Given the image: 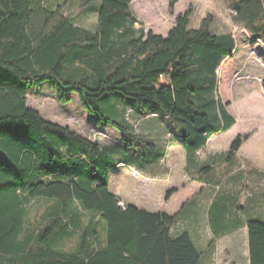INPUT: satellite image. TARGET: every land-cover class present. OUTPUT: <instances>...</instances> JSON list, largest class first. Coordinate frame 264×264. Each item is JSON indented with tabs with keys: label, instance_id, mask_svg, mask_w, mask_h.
Here are the masks:
<instances>
[{
	"label": "trees",
	"instance_id": "1",
	"mask_svg": "<svg viewBox=\"0 0 264 264\" xmlns=\"http://www.w3.org/2000/svg\"><path fill=\"white\" fill-rule=\"evenodd\" d=\"M70 1L51 8L46 0H0V264H199L188 234H174L175 217L120 206L98 146L42 120L27 106V91L45 86L61 104L76 94L96 122L118 129L91 100L112 92L151 100L166 117L182 120L181 145L196 152L235 125L215 76L233 49L231 36L212 35L210 15L188 29L190 7L166 37L145 32L129 9L133 0H98L97 27L89 32L63 15ZM178 1H169L170 14ZM242 1L245 20L264 13L258 0ZM246 139L236 137L227 159ZM38 201L48 205L30 223L29 209ZM88 212L105 223L101 248L93 221L83 226L81 213ZM222 217L214 212L209 225L220 230ZM245 228L249 264H264V219ZM72 239L73 249L62 250Z\"/></svg>",
	"mask_w": 264,
	"mask_h": 264
},
{
	"label": "rangeland",
	"instance_id": "2",
	"mask_svg": "<svg viewBox=\"0 0 264 264\" xmlns=\"http://www.w3.org/2000/svg\"><path fill=\"white\" fill-rule=\"evenodd\" d=\"M46 1L49 7L55 8L61 6L64 0ZM169 1L133 0L129 9L145 32H152L156 35L165 36L172 24L175 23V18L188 7L192 9L188 29H197L200 21L210 15L212 17L210 26L212 35L230 34L233 49L222 60L215 76L218 95L224 104L230 102L231 106L228 112L234 116L237 125L229 136L222 138L220 144L224 146L227 142L231 143L237 136L250 138L244 149L248 155L254 154V161L257 164H252V167L249 168L252 172L259 174L262 169L261 164L264 162V89L262 87L264 69L261 68L260 63L263 54L260 53V48L254 38H260L264 13L253 15L247 18L252 21H248L244 19L241 12L245 5L242 0H181L176 12L173 10V13L170 14L168 12ZM99 5L100 1L97 0L82 8L79 6L78 0H71L63 6L62 13L69 21L92 32L97 27L96 12ZM27 106L35 110L42 120L69 128L78 136L98 146L107 168L106 180L109 192L115 195L122 205L148 212H162L167 208L164 204L167 202L164 200L165 193L172 188L179 189L188 183L184 174L182 156L177 155L173 160L162 158V161H159L164 147L167 148L166 145L170 143L171 138H175L176 142L181 141L183 135L178 132L177 123L182 120L166 117L161 107L151 100L130 98L118 92L106 93L91 100V106L111 122L120 126V129L104 122H96L93 115L83 110L76 94L72 95L70 103L61 104L57 102L54 93L45 86L40 90L29 89L27 91ZM135 115H139L141 119L143 117V120H140L145 121L141 123L140 120H135ZM153 128L157 133L156 139L161 145L149 148L146 139L149 138V133ZM162 133H164L162 135L163 143L160 137ZM136 145L140 147L137 148ZM180 148L178 154L181 152ZM158 165L157 173L150 175L152 172L150 167L157 169ZM232 168L233 163L220 162L214 173L198 175L202 181H214L220 176L217 181L212 183L218 186L209 187V193H202L186 199L183 216L190 214H194L196 217L201 216L199 225L202 229L196 230L193 236L197 239L201 238L202 243L204 240H210L211 232L215 230L212 223L211 229L207 223V218L213 220L214 212L227 213L228 218L232 220V225L237 224L240 220L248 222L263 221L264 219L263 169L262 175L257 176V182L252 190L250 189V196L246 194L248 197H244V194L230 189L227 185L228 173L233 170ZM187 196L183 192L180 193L172 205H177ZM213 201L215 202L214 206L210 208ZM46 205H48L46 201L33 203L29 209L28 222L34 223ZM219 207L222 209L219 210ZM77 211L80 212L78 207ZM81 219L83 226H86L89 220L93 221L97 233L96 246L103 247L105 223L90 212L81 213ZM179 229L181 226L178 227ZM173 232H176L175 228ZM238 232H241V229L236 231L237 234ZM74 243L75 239L64 242L61 249L71 250ZM202 252L200 264H213L208 261V249ZM247 253L246 246L244 257L248 263ZM239 255L243 256V252H240ZM214 264L219 263L215 262Z\"/></svg>",
	"mask_w": 264,
	"mask_h": 264
},
{
	"label": "crops",
	"instance_id": "3",
	"mask_svg": "<svg viewBox=\"0 0 264 264\" xmlns=\"http://www.w3.org/2000/svg\"><path fill=\"white\" fill-rule=\"evenodd\" d=\"M180 2L181 0H179L178 3L175 5L174 7L175 12L178 6H180ZM258 3L261 7L260 9L263 10L264 0H258ZM183 13L179 14L178 16L182 15ZM261 14H263L262 11H261ZM177 17L175 18V20L177 19ZM263 25H261V32L263 34L260 33V38L256 37L254 38V40L256 41V44H258L260 48V53L263 54V58H264V31H263L264 26ZM173 26H174V23L172 24V27ZM169 31L167 32V34L169 33ZM167 34L162 37H166ZM263 58H261L260 63H261V68L264 69V59ZM226 103L229 104V106L227 107V110H228L231 104L230 102H226ZM131 114H133V112H131ZM232 117L234 118V116ZM134 119L140 120L141 117L139 115H135ZM141 120H143V117ZM144 121H141V123ZM177 124H178L177 128L179 130L178 132L182 134L184 131V125L182 122L177 123ZM236 125H237V121L235 119V125L228 132L214 135L208 140L205 147H203L202 149L196 152H187L182 147L181 142L179 141L176 142L177 140L175 141V138H171L170 143L166 145L167 148L164 147L163 154L161 158L159 159L160 162L162 161L161 160L162 158L163 159L170 158L171 160H173L176 158L177 155H179L180 157L182 156L184 159L183 169H184V174H185V177L188 183L185 185H182L179 188L180 190L177 188H172L175 190L177 189L176 191H179V192H176L175 194L171 195L169 200L167 202H164L167 208L164 209V211L162 212L171 217L173 216L175 217L174 228L176 232L174 234L178 235L181 232H186L188 234L193 246L200 253L199 264L201 263V260H202V255H203L202 251L207 250V249L209 252L208 261L213 262V264L215 262H218L219 264H249V261L247 263L244 257L245 249L247 246V231L245 230L246 222L240 220L239 222H237V224L232 225L231 224L232 220L229 219L228 214L225 213L223 214V217H222V228L219 230L218 225H214L215 230L211 232L210 240H204L202 243L201 238L197 239L195 236H193V233L196 230L202 229L201 225H199L201 222V216L199 215V217H196V215L194 214L183 216V213L185 211L184 209L186 207L185 204L187 202L186 199L190 197H194V196L196 197V195H201L202 193H205V194L209 193V190H208L209 187L218 186L212 183L217 181V179L220 176H218V178L215 179L214 181L213 180L202 181L198 175L202 173H214L215 168L220 162H225L227 164L233 163V168H232L233 170L228 173L229 177H228L227 185L230 189L237 190L240 194H244V197H248V195L246 194H249L250 196V189L252 190V187L257 182L258 180L257 176L259 177L262 175V169H263V174H264V162L263 164H261L262 169L259 174L252 172L251 168H249V167H252V164H257V163H255L254 161V154L248 155V153L244 149V146L250 140V138H248L247 136L246 138L248 139H246L242 143L239 151L235 153L233 157H230L227 159L226 155H227V152L232 142L231 143L227 142L224 146H221L220 143H221L222 138L229 136L233 132ZM162 135H164V133L160 135L161 142L163 143ZM166 136H168V134H166ZM156 137H157V133L155 132V129L153 128V130L149 133V138L146 139L147 145L149 146V148H155V146L161 145L159 141L156 139ZM179 147H181L180 148L181 152H179L178 154ZM250 159H253V160H250ZM159 165L157 166V169H152V166L150 167V169L152 170L150 175L157 173ZM206 166H211L212 169L210 171L200 172L201 171L200 169ZM226 180L227 179L225 177V182ZM182 192L185 193L186 196L189 194L188 195L189 197L187 196L186 198L182 199L183 201L181 200L175 206L172 205L174 199ZM214 203L215 202L213 201L210 208L214 206ZM119 205L124 206V204L123 205L119 204ZM219 208H222V207H219ZM207 223H210L209 218H207ZM179 226H181V229L178 230ZM209 227L210 229L212 228V226L210 225ZM239 229H241V232H238L237 234L236 231ZM240 252H243V256L241 257L240 255L238 256Z\"/></svg>",
	"mask_w": 264,
	"mask_h": 264
}]
</instances>
